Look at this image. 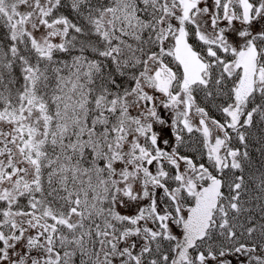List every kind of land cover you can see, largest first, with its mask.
I'll list each match as a JSON object with an SVG mask.
<instances>
[{
  "label": "snow or ice",
  "instance_id": "6c2138e0",
  "mask_svg": "<svg viewBox=\"0 0 264 264\" xmlns=\"http://www.w3.org/2000/svg\"><path fill=\"white\" fill-rule=\"evenodd\" d=\"M0 264H264V0H0Z\"/></svg>",
  "mask_w": 264,
  "mask_h": 264
}]
</instances>
